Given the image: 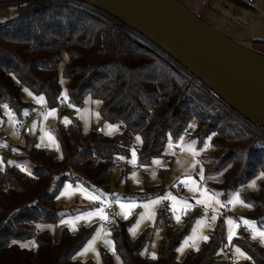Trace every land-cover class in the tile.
Returning <instances> with one entry per match:
<instances>
[{
	"label": "trees",
	"instance_id": "16d2710c",
	"mask_svg": "<svg viewBox=\"0 0 264 264\" xmlns=\"http://www.w3.org/2000/svg\"><path fill=\"white\" fill-rule=\"evenodd\" d=\"M0 4L5 10L8 4L17 7L13 16L0 23V105L17 113L31 111L32 106L23 100L21 88L25 87L34 95H43L47 106H58L61 90L57 68L63 62L68 101L81 107L84 97L90 96L100 101L101 119L110 124L118 120L123 127L113 135L102 130L81 132L79 122L71 120L54 130L61 157L36 147L34 139L28 137L10 165L2 153L0 264H92L91 260L72 257L86 243L91 228L80 227L71 234L62 227L55 234L63 210L55 193L65 181L109 188L115 168L112 159L130 158L135 135L140 137L136 159L145 165L163 155L169 134L177 140L187 134L185 129L193 120L196 127L188 139H196V146L201 147L204 138L216 133L202 169L206 186L222 201L264 173V144L259 142L264 131L234 117L222 101L195 84L190 74L176 70L174 61L160 49L111 16L71 0H0ZM252 43L256 45L253 51L264 56V39H253ZM167 163L158 171L161 183L152 191L165 190L171 158ZM262 177L255 191L243 194L244 204L251 207L234 215L235 220L244 217L264 227ZM167 213L162 207L155 217L159 231L156 259L142 254L152 227L131 240L130 225L122 221L111 230L114 253L100 251L101 264H115L116 257L118 264H234L228 257L220 220L207 242L178 261L175 253L179 243L201 211L197 207L187 211L178 229L169 227ZM29 241L35 248L20 247ZM234 244L250 257L235 264H264V246L258 241L239 235Z\"/></svg>",
	"mask_w": 264,
	"mask_h": 264
},
{
	"label": "rangeland",
	"instance_id": "374dc122",
	"mask_svg": "<svg viewBox=\"0 0 264 264\" xmlns=\"http://www.w3.org/2000/svg\"><path fill=\"white\" fill-rule=\"evenodd\" d=\"M214 6H217L216 3H213L212 8H214L215 10L218 9ZM3 12L4 4H0V23L8 20V18H10L11 16ZM1 13H3V15ZM211 19L216 20L215 13L206 12L205 15L202 16L201 20L211 26ZM217 26V28H214L213 26L211 27L216 31L218 30L220 33L224 34L225 31L221 27V25ZM251 46L252 47L248 46V48L253 50L252 48H255L256 45L252 44ZM63 65L64 64L62 62L57 68V72L59 75L58 83L61 92L66 93L65 86L67 81L62 75ZM21 91L23 100L32 106L31 112H33V116L31 118L32 125L30 126L27 134H25L24 132L19 133L16 130V126L20 123L22 117L30 111L22 110L21 113H17L7 105H0V126L3 128V132L9 137V142L18 146L19 149L25 146L28 137L34 139L36 147L37 145H39V147L55 152L57 156L61 157L62 152L60 151L58 140L54 135V130L59 126V124L66 126L71 120H77L79 122L81 132H88L90 130H102L105 134L113 135L114 133L121 131L123 128L118 120L114 121L113 124H110L101 119L98 110L99 104L94 103V101L96 100L90 98V96L84 97L81 107L72 105L68 101V96L67 100L61 98L66 103V108L62 109L60 104V106L58 105L54 107L47 106L46 99L43 95H34L25 87H22ZM40 97H43V99H39ZM41 108L44 109V112L42 113L40 112ZM52 109H55V111H51ZM190 123L194 124V120ZM110 125H115L116 127L112 128L110 127ZM187 131V134L183 135L184 139L182 143H188L190 140H192L191 138L188 139V135L193 132L192 128H188ZM136 137L137 135H135L134 140L131 144L130 149L132 150L130 158L128 160H120V166H116L112 170L110 175L111 181L109 184V188H96L88 186L83 182L72 183V181L62 182L57 188L55 197H60L58 200H60V202L63 204V210L61 211V218L56 226L55 234L58 235L62 227H66L71 234L76 233L80 227L86 229L91 228L92 230V233L90 234L86 243L82 246V248L77 250L72 255L73 259L79 261L91 260L92 264H101L100 251L104 250V252L109 255L114 253L115 249L114 242L111 239V230L116 226L117 222L122 221L127 222L130 225L128 228V237L131 240L135 239L140 233L148 229V227H152V234L149 238L150 241L147 247L142 251V254L147 255L148 258L151 257L152 254H155L156 256V251L159 244V231L158 227H156L154 223L157 212L159 208H167V224H169V227L172 229H178V227L182 225V216L186 214V212H184L183 210L185 206L178 203L180 201H187L188 204L191 205V210H193V208L195 207L200 208L201 214L192 221L188 232L179 243L178 248L181 247L182 242H184L186 237H192V239L188 241L182 252H177L176 250V259L178 261L183 259L189 250H193V245L198 246L201 242H203L200 237L208 236L212 228H214V226L217 224V220H220L223 225L226 237L228 257H232L234 259L233 246H236L234 244V240L236 238L233 239L232 244L229 245L227 235L229 228L232 226L228 225L226 223V220H228L229 218L235 220L233 216L244 212L248 207L245 206V204L230 205L224 203L223 206L217 204V200L226 202L233 193L229 195L226 201H222L220 195L215 191H212L211 188L209 189L205 184L206 180L204 179V177H201V169L203 163L205 164L204 157L209 153L210 148L212 147V140L214 136L212 137L210 142L211 146L207 150L201 151L198 156H194L191 151L182 150L178 145H169L167 143L165 145L163 155L151 159L149 164L145 165L138 163L136 156L133 162L132 151L135 150V147H137L140 143V141H138ZM202 146L203 143L201 147ZM201 147L196 146L197 149H200ZM169 158H171V165L169 168L165 190L162 193L152 191L153 188L161 183V179L158 177V171L161 168H165L167 166V160ZM4 163L5 160L0 150V170L4 169ZM132 163L138 164L139 168H132ZM25 167H27V169L29 168L26 165ZM121 172L123 175L119 178ZM257 176H259V174ZM186 177H191V182L186 181ZM262 180L263 177L259 176V178L255 179L254 186H250V184L248 183L244 188L241 189V191L234 193H238L240 198L242 199L244 193L255 191ZM181 181L185 182L181 183ZM66 183L76 187L78 190L72 191L71 189H66ZM197 186H199L201 189H207L208 192L213 194L212 198H208L201 195L200 192L194 191ZM62 190L65 192V195H60ZM166 193L170 194L176 199H163L159 203H148L150 201H155L157 197H164ZM91 196H95L98 199L96 201H92L91 199H89V197ZM197 199L203 200L204 203L197 204ZM117 200L123 202H135L136 206L129 210L130 214L128 215L127 219L124 218L123 210L116 203ZM101 201H103V203ZM102 204H114L112 212L102 211L104 214H106V219L110 222V225L112 227L110 226L106 229H101V227L99 226V221L102 220L100 215H94L88 219H71L80 216L82 213H87L93 209H101ZM170 204L177 205L180 209L176 213L180 216L179 222L174 218L173 212L169 211ZM205 205H207L206 208ZM153 213L154 217L152 215ZM213 215L216 216L215 220H213ZM244 219L249 220L247 218ZM239 220L235 221L239 223ZM61 221L65 222L61 223ZM254 222L256 223V221ZM256 226L257 228H260L257 223ZM41 227L44 226L42 225ZM45 227L54 231V227L48 225ZM242 230L251 231V229H248L245 225L240 224L239 227L235 229L238 237L239 235H242ZM251 235L252 232L250 235H248V239L250 241H255L250 238ZM89 241H93V243L89 246L88 250L84 254L78 255V253H80L81 250L89 244ZM109 241L111 242V244H109ZM110 248L113 250L110 251ZM97 253L99 254L98 256L96 255ZM242 259L243 258H240L235 261H240ZM114 261L115 264H118L120 262L119 258L117 257L114 258Z\"/></svg>",
	"mask_w": 264,
	"mask_h": 264
},
{
	"label": "water",
	"instance_id": "95a60500",
	"mask_svg": "<svg viewBox=\"0 0 264 264\" xmlns=\"http://www.w3.org/2000/svg\"><path fill=\"white\" fill-rule=\"evenodd\" d=\"M71 1L104 12L153 44L264 131V56L216 31L177 0Z\"/></svg>",
	"mask_w": 264,
	"mask_h": 264
},
{
	"label": "snow or ice",
	"instance_id": "6c2138e0",
	"mask_svg": "<svg viewBox=\"0 0 264 264\" xmlns=\"http://www.w3.org/2000/svg\"><path fill=\"white\" fill-rule=\"evenodd\" d=\"M61 98H63L64 100H67L66 93L61 92L60 97H57V99L59 100ZM39 99L42 100L43 97H40ZM94 103L99 104L100 101H94ZM51 111L54 112L55 109H52ZM110 127L115 128L116 126L115 125H110ZM195 127L196 126L194 124H191V123L188 124V128L194 129ZM185 131H187V129H185ZM215 135H216V133H211L208 137L204 138L203 146L200 149L196 148V144H197V140L196 139H192L188 143H182V141L184 139L183 135H181L177 140L174 141L172 136H171V134H169V136H168V144L169 145H178V146L181 147L182 150L191 151L194 156H198L201 151H205L211 146V144H210L211 139ZM136 139L138 141H140V137L139 136H137ZM37 147H39V145H37ZM132 156H133V162H134L135 156H136L135 150L132 151ZM21 171H24V169L21 168ZM203 171L204 170L201 169V177H203ZM259 176H264V173H260ZM259 176L254 177L253 181L249 182L250 186H254V181H255V179L259 178ZM185 180L188 181V182H191V177H186ZM183 182H185V181H181V183H183ZM65 188L66 189H71L72 191L78 190L76 187H74V186H72V185H70L68 183L65 184ZM194 191L200 192L201 195L206 196L208 198H212V196H213V194L208 192L207 189H201L199 186H197L194 189ZM60 195H65V192L62 190ZM59 198L60 197L57 196V199H59ZM89 199H91L92 201H96L98 198L95 197V196H91V197H89ZM163 199L175 200L176 198L172 197L170 194L166 193L164 197H157V199L155 201H150L148 203H159ZM101 202L103 203V201H101ZM216 202H217V204H220L221 206H223L224 203H227V204H230V205H235V204H242L243 205L244 204V201L240 198L238 193H233L226 202H221L219 200H217ZM116 203L123 210V215H124L125 219H127L128 215L130 214L129 210L136 206L134 201L133 202H123V201L117 200ZM178 203L185 206L184 209H183L184 212H187V211L191 210V205H189L187 201H180ZM196 203L197 204H202V203H204V201L200 200V199H197ZM144 206H147V205H144ZM245 206L251 207V205H245ZM206 207H207V205H205V208ZM179 210L180 209L178 208L177 205H173V204L169 205V211L173 212V216L178 222H179L180 216L177 215L176 213ZM94 215H100L101 218H103V219L107 218L106 214H104L101 209H93V210H91V211H89L87 213H82L80 216H77V217H74V218H71V219L72 220L88 219V218H91ZM152 215L154 217V213ZM215 219H216V216L213 215V220H215ZM64 222L65 221H61V223H64ZM226 223L228 225L232 226V227L229 228L228 235H227V240H228L229 245L232 244L233 239L238 238V235H237L235 229L238 228L240 224H243L248 229H251L252 235H251L250 238L253 239V240H258L259 243L261 244V246H264V227L257 228L256 223L254 221H249V220H246L244 218H240L239 223H237V221L229 218L228 220H226ZM190 239H192V237H186L184 242H182L181 247L177 249V252H182L184 250V247L187 245V243H188V241ZM200 239L202 241H204V242H207L209 238L207 236H202V237H200ZM13 243H16V241H13ZM92 243H93V241H89V244L86 245L85 248L82 249L80 253H78V255L84 254L88 250L89 246ZM109 244H111L110 241H109ZM29 245H34V242L29 241L27 244H20V247L24 248V247H27ZM112 250L113 249L110 248V251H112ZM193 250H197V246L196 245H193ZM233 252H234V264H235V260H238L240 258L250 259V257H248L247 254L243 250H241V248H239L238 246H233ZM96 255L98 256L99 254L97 253ZM150 258L151 259H156L155 254H152V256Z\"/></svg>",
	"mask_w": 264,
	"mask_h": 264
},
{
	"label": "crops",
	"instance_id": "0c3cea01",
	"mask_svg": "<svg viewBox=\"0 0 264 264\" xmlns=\"http://www.w3.org/2000/svg\"><path fill=\"white\" fill-rule=\"evenodd\" d=\"M177 1L201 19L206 12L215 13L216 20L211 19V26L217 28V25H221L224 34L244 48L252 47L253 39H264V0H250L247 3L241 0ZM213 3L217 4L214 7L218 9L212 8ZM3 13H6L5 6Z\"/></svg>",
	"mask_w": 264,
	"mask_h": 264
},
{
	"label": "built area",
	"instance_id": "2783aa9c",
	"mask_svg": "<svg viewBox=\"0 0 264 264\" xmlns=\"http://www.w3.org/2000/svg\"><path fill=\"white\" fill-rule=\"evenodd\" d=\"M244 3H247L249 2L250 0H242ZM6 11L8 12V15H11L13 16V14L17 11V7L15 4H8L6 6ZM117 22V21H116ZM118 24H120L119 22H117ZM121 25V24H120ZM122 27H124L123 25H121ZM127 28V27H125ZM128 29V28H127ZM129 31H131L130 29H128ZM132 33L136 36H138L137 34H135L133 31ZM174 68L176 70H183L182 67L180 65H178L175 61H174ZM185 71V70H183ZM186 72V71H185ZM187 73V72H186ZM189 74V73H187ZM191 76V75H190ZM195 82V84L199 85V86H202L203 88L205 87L209 94L211 96H213L216 100H218V98L216 96H214L212 94V92L205 86V85H202L196 78H194L193 76H191ZM219 102L221 100H218ZM59 104L61 105V108L62 109H65L66 108V103L64 102L63 99H60L59 100ZM224 104V103H223ZM225 105V104H224ZM226 106V105H225ZM227 107V106H226ZM228 108V107H227ZM229 109V108H228ZM230 110V109H229ZM231 111V110H230ZM40 112H44V109H40ZM234 117H241L239 116L238 114L232 112ZM33 116V112H29L27 114H25L23 117H22V120L20 121V123L16 126V130L19 132V133H22L24 132L25 134L26 131L28 132L30 126L32 125V121H31V118ZM242 118V117H241ZM243 119V118H242ZM248 123V122H247ZM249 124V123H248ZM250 125V124H249ZM253 126V125H252ZM259 142L261 144H264V135H260V140ZM0 150H1V153H3L5 156H6V159H7V164L10 165L11 163H13L15 161V159L20 155V149L18 146L12 144L9 142V137L3 132V128L0 126ZM112 163L114 164V167L116 166H120V158L118 157H115L112 159ZM131 167L134 168V169H138L139 166L138 164L136 163H132L131 164ZM113 208H114V204H111V205H108V204H102L101 205V210L102 211H106V212H112L113 211ZM99 226L101 227V229H106L107 227H110V222L107 220V219H103L99 221ZM242 235L243 236H248L251 234V231L249 230H242L241 231ZM31 248H35V244L34 245H30Z\"/></svg>",
	"mask_w": 264,
	"mask_h": 264
},
{
	"label": "bare ground",
	"instance_id": "6f19581e",
	"mask_svg": "<svg viewBox=\"0 0 264 264\" xmlns=\"http://www.w3.org/2000/svg\"><path fill=\"white\" fill-rule=\"evenodd\" d=\"M242 234V233H241Z\"/></svg>",
	"mask_w": 264,
	"mask_h": 264
}]
</instances>
